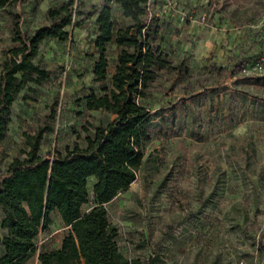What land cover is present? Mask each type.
I'll return each mask as SVG.
<instances>
[{
	"label": "rangeland",
	"instance_id": "rangeland-1",
	"mask_svg": "<svg viewBox=\"0 0 264 264\" xmlns=\"http://www.w3.org/2000/svg\"><path fill=\"white\" fill-rule=\"evenodd\" d=\"M73 2L66 41L45 40L33 62L49 72L27 84L11 107L0 143V175L24 158L25 135L42 130L38 154L51 161L84 148L114 117L86 108L110 87L119 49L107 45L105 82L93 81L95 19L109 6L113 30L133 22L115 0H21L0 9V67L13 24L25 34L50 24L46 12ZM148 44L174 67L159 72L141 103L156 118L136 180L107 206L117 245L142 264H264V75L247 76L264 36V0H149ZM80 12V16L78 14ZM87 186L91 196V183ZM82 205L81 211L90 207ZM35 239L36 254L66 233L55 211Z\"/></svg>",
	"mask_w": 264,
	"mask_h": 264
},
{
	"label": "trees",
	"instance_id": "trees-1",
	"mask_svg": "<svg viewBox=\"0 0 264 264\" xmlns=\"http://www.w3.org/2000/svg\"><path fill=\"white\" fill-rule=\"evenodd\" d=\"M21 0H0V9ZM122 15L133 23L113 30L109 6H103L95 19L97 35L94 49L98 59L93 65V81L105 82L108 63L105 56L111 42L119 49L110 87L101 95L93 92L85 98L86 108L104 111L114 119L98 127L93 137L85 139V147L67 149L51 161L38 154L42 130L34 136L25 135L27 151L24 158H14L7 171L0 175V264H23L35 253V239L46 231L49 215L58 213L66 233L58 248L39 252V264H142L128 260L119 251L118 231L107 218L105 205L136 180L146 147L154 135L156 118L141 102L150 98V89L159 72L174 67L149 44L144 34L148 25L149 0H115ZM73 2L50 8L47 26L33 34L13 24L15 46L5 53L0 67V143L10 123L11 107L27 84L40 85L49 72L33 62L45 40L66 41L65 28L76 25ZM80 16V12H78ZM183 71V70H181ZM91 196L87 186L90 180ZM90 207L81 211L82 205Z\"/></svg>",
	"mask_w": 264,
	"mask_h": 264
},
{
	"label": "built area",
	"instance_id": "built-area-1",
	"mask_svg": "<svg viewBox=\"0 0 264 264\" xmlns=\"http://www.w3.org/2000/svg\"><path fill=\"white\" fill-rule=\"evenodd\" d=\"M247 76H260L264 75V37L259 54L255 60L251 63L249 68L242 70Z\"/></svg>",
	"mask_w": 264,
	"mask_h": 264
},
{
	"label": "crops",
	"instance_id": "crops-1",
	"mask_svg": "<svg viewBox=\"0 0 264 264\" xmlns=\"http://www.w3.org/2000/svg\"><path fill=\"white\" fill-rule=\"evenodd\" d=\"M35 30H36V29H35ZM35 30H34V31H35ZM34 31H33V32H34ZM33 32H32V33H33ZM263 37H264V36H263ZM263 37H262V41H261L262 43H263ZM262 43H261V45H262ZM261 45H260V48H261ZM91 181H92L91 183L93 184V183H94V180L92 179ZM116 198H117V197H115L111 202H109L108 204L105 205L106 210H107V206H109V205H110V204H111ZM2 217H3V216H2L1 211H0V221H1V218H2ZM63 227H64V225H63ZM64 229H66V228L64 227ZM2 234H3V232L0 230V236H1ZM1 253H2V248H1V246H0V255H1ZM36 256H38V253L36 254Z\"/></svg>",
	"mask_w": 264,
	"mask_h": 264
}]
</instances>
